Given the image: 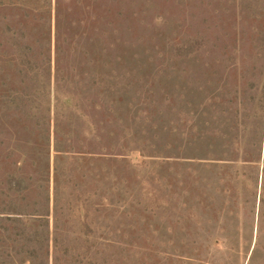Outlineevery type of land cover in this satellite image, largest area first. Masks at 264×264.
<instances>
[{
    "label": "rangeland",
    "instance_id": "374dc122",
    "mask_svg": "<svg viewBox=\"0 0 264 264\" xmlns=\"http://www.w3.org/2000/svg\"><path fill=\"white\" fill-rule=\"evenodd\" d=\"M0 264H264V0H0Z\"/></svg>",
    "mask_w": 264,
    "mask_h": 264
},
{
    "label": "clouds",
    "instance_id": "9594fccd",
    "mask_svg": "<svg viewBox=\"0 0 264 264\" xmlns=\"http://www.w3.org/2000/svg\"><path fill=\"white\" fill-rule=\"evenodd\" d=\"M156 23H157L158 25L162 24V23H163V17H159V18H157Z\"/></svg>",
    "mask_w": 264,
    "mask_h": 264
}]
</instances>
